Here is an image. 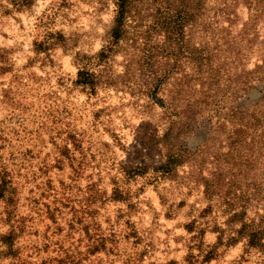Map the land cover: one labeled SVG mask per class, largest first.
<instances>
[{
	"label": "clouds",
	"instance_id": "1",
	"mask_svg": "<svg viewBox=\"0 0 264 264\" xmlns=\"http://www.w3.org/2000/svg\"><path fill=\"white\" fill-rule=\"evenodd\" d=\"M153 11L0 0V264H264V0Z\"/></svg>",
	"mask_w": 264,
	"mask_h": 264
},
{
	"label": "rangeland",
	"instance_id": "2",
	"mask_svg": "<svg viewBox=\"0 0 264 264\" xmlns=\"http://www.w3.org/2000/svg\"><path fill=\"white\" fill-rule=\"evenodd\" d=\"M190 2L191 0H137L134 7L143 6L154 10L152 12L155 19L154 30L169 33L168 31L172 27L176 33L183 25L184 20L171 21L172 18L173 20L175 19L174 15H176V11L174 9L180 8L181 5L187 6ZM187 123L189 124V128L181 132L177 128H172L169 134L165 135L164 144L166 147L174 144V150L182 153L181 159L199 164L204 160V149L196 146L195 141L198 138L206 137L207 133L201 125L196 124L193 117ZM145 131L147 135L148 130ZM194 131L198 133V136L193 135ZM190 144L193 146L190 147ZM231 182L229 174L221 167H217L216 171L208 178L210 190L223 192L225 195L231 192Z\"/></svg>",
	"mask_w": 264,
	"mask_h": 264
},
{
	"label": "trees",
	"instance_id": "3",
	"mask_svg": "<svg viewBox=\"0 0 264 264\" xmlns=\"http://www.w3.org/2000/svg\"><path fill=\"white\" fill-rule=\"evenodd\" d=\"M136 1L137 0H125L126 4H128L131 7L135 6ZM174 10H176V9H174ZM174 17H175V19L173 20V18H172L171 21H178V20L181 19V20H184V23H185V21L187 19V14L179 12V11H176V15H174ZM166 24H167V22H166ZM168 32L171 35H173L175 33L174 29H172V27L169 29ZM192 117H193L192 113L189 112V113L185 114L183 117L179 118L178 120L173 121L170 124V126H169V128H168V130L166 132V136L169 134V131H171L172 128H177L179 130V132H181V131H183L185 129H188L189 128V124L187 123V121H190L192 119ZM181 120H183V121H181ZM167 147L177 157H179L180 159L182 158V153L180 151L178 152V151L174 150V148H173L174 144L168 145Z\"/></svg>",
	"mask_w": 264,
	"mask_h": 264
}]
</instances>
